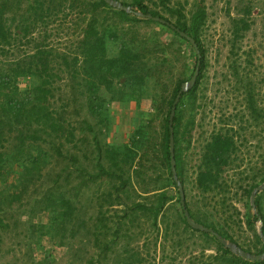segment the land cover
Instances as JSON below:
<instances>
[{
  "label": "trees",
  "instance_id": "trees-1",
  "mask_svg": "<svg viewBox=\"0 0 264 264\" xmlns=\"http://www.w3.org/2000/svg\"><path fill=\"white\" fill-rule=\"evenodd\" d=\"M22 1L0 0L2 54L5 56L14 42L34 51L9 65L0 63V230L10 227L5 222L14 217L8 212L10 207L22 204L30 190L44 189L37 203L48 213V220L32 225L29 236L38 244L45 237L59 238V243L65 244L70 225L74 231L91 220L96 252L87 258V264H105L108 260L112 264H149L156 260L160 243L162 260L167 256L175 260L194 245L200 253L190 254L188 264H264V259L251 260L234 252L215 234L193 228L185 215L188 210L195 221L213 228L248 253H264V242L257 229V222L262 221L264 234V190L256 194L254 204L251 200L254 189L264 183V150L259 147L264 136L254 149H247L248 142L263 134L264 127L262 131L259 128L264 124V106L257 97L256 81L249 67L253 60L245 58L248 64L245 63L243 53L250 54L242 52V40L251 28L253 7H244L243 17L233 23L230 50V76L236 78L234 86L244 91L246 105L221 116V126L206 137L202 155L195 158L194 131L203 126L197 121V114L204 107L199 101L205 93L209 65L202 37L208 17L205 0H197L190 15L184 11L190 0H120L131 6L132 12L105 0H27L21 11ZM147 14L176 28L148 18ZM60 20L59 31L46 30ZM66 20H71L70 25L63 26ZM141 23L161 24V31L178 37L179 46L183 42L191 48V72L173 88L162 80V68L172 65L168 50L173 54L181 50L176 40L163 44L157 35L149 48L145 40L138 38ZM40 27L44 31L36 39L34 33ZM177 29L191 35L202 54L196 84L181 93L173 120L176 169L186 196L185 207L172 171L170 116L182 84L197 69L199 54ZM62 33L76 35L67 49L55 42V37L61 38ZM67 76H81L85 86L88 113L97 119L94 125L100 128L96 130L85 120L88 133L93 134L94 150L90 149L88 136L78 138L74 127L54 107L59 83ZM29 78L31 84L23 89L21 80ZM151 82L155 83L153 90ZM150 95L154 96L155 111L141 112L129 141L119 143L115 137L104 143L100 135L111 134L113 123L106 103L134 100L139 107ZM10 140L14 145L7 147ZM254 158H260V166L252 165ZM64 161L69 164L61 173L57 170ZM66 171L71 177L78 172L74 176L76 183L68 195L54 192L61 178L71 181ZM193 187L203 195L202 204L212 205L211 214L197 207L199 203L192 207L189 194ZM83 189L90 190L89 196L95 199L96 213L89 219L80 215L82 208L77 205L76 199ZM233 200L247 205L244 217ZM217 214L221 217L217 218ZM246 232L253 233V240L246 239ZM195 238H200L201 243L195 242ZM138 239L145 240L146 254L133 249ZM214 246L215 253H206Z\"/></svg>",
  "mask_w": 264,
  "mask_h": 264
},
{
  "label": "rangeland",
  "instance_id": "rangeland-1",
  "mask_svg": "<svg viewBox=\"0 0 264 264\" xmlns=\"http://www.w3.org/2000/svg\"><path fill=\"white\" fill-rule=\"evenodd\" d=\"M26 1L21 2L22 9L26 6ZM208 7V17L202 37L204 39L207 48V60L208 68L207 73V83L205 87V93L200 99V103L204 106L203 109L197 114V121L202 123L203 126H198L194 131V149H192V154L195 158H198L203 153V147L208 138V135L218 127L221 126L220 118L226 113L237 110H242L246 105V99L244 98V91L240 88L234 86L236 78L232 75L230 76L232 64L230 54L231 50V37L233 30V23L240 18H242V10L247 5H251L252 16L251 28L245 34L242 40V52L248 51L250 56L243 53V61L246 63L245 58H250L253 60V64H249L251 67V73H253L254 80L256 81V94L262 105L264 106V0H205ZM197 0H190V3L186 6L185 12L189 15L193 10L196 9ZM71 20H66L65 25H70ZM62 24L61 20L50 24L46 30L50 32H57ZM164 26L155 23H141L138 25V38L140 40H145L148 47H153L151 40L157 35L159 42L167 44L171 41L176 40L181 53L173 54L171 50H168L170 58L172 59V65L162 68L164 70V76L162 80L167 82L172 88L176 83L189 75L191 72L192 65L188 62L190 59L191 48L181 42L178 37L172 35V32L167 30H162ZM44 28L40 27L36 29L34 33L36 39L39 38V34L43 33ZM160 34H159V33ZM62 33L61 38L55 37V42L59 43V47L62 49H67L68 45L75 40L76 35H67ZM54 37V36H53ZM155 46V45H154ZM156 48V47H155ZM34 51L27 45H21L19 42H14L12 48L6 52L4 56L0 51V63L4 66L9 65L13 60L23 59L33 54ZM243 63L244 65H246ZM248 64V62H247ZM32 79L21 80V87L26 89L31 84ZM82 78H72L70 76L65 77L62 82L59 83V91L56 92L53 103L54 107L59 110V112L67 119L70 127H74L78 138L88 136L90 140V149L94 150L93 134L88 133L86 128V121L93 124L97 121L94 117L88 113V100L84 95L86 91L85 86L82 85ZM151 89L154 87L155 83L151 82ZM152 92V91H151ZM150 92V93H151ZM154 95V94H153ZM107 97H109L107 95ZM154 96L150 95L144 101H142L141 106H137V102L127 101V102H113L106 103L108 109H111L112 115V131L106 135V132L100 135V138L104 143L112 141L116 137L119 143L129 141L130 137L133 135V131L136 128L138 122V117L141 112H153L155 111ZM248 112V111H245ZM85 121V122H84ZM95 129L98 130L99 125H94ZM256 127V126H255ZM255 127L253 129H255ZM264 124H261L259 131H262ZM100 129V128H99ZM257 130V129H256ZM259 134L258 138L253 139L248 142V148L254 149L255 143L261 140L264 136ZM206 138V139H205ZM89 143V144H90ZM14 145L13 140L6 143L7 147ZM68 149L71 148L70 143H66ZM86 144V143H85ZM260 148L264 150V142L260 141ZM246 148H243L245 157H248V152ZM261 150V151H262ZM260 151V152H261ZM260 158H254L252 165L260 166ZM248 160H246L247 163ZM68 161L61 163L58 167L59 172L63 173L65 166H67ZM69 164V163H68ZM66 176H68V171H66ZM68 174V175H67ZM78 172H73L70 182H66L63 178L59 181L60 186L54 187V192H62L68 195L71 187L76 183V178ZM57 175L54 174V178ZM52 178V179H54ZM90 190L83 189L78 199V206L82 208L81 214L86 219H89L91 215L96 213L95 199L90 197ZM173 192V191H171ZM44 189L40 190H30V192L25 195L24 202L22 204L16 203L15 206L10 207L11 214L14 217L10 219H5L6 223L10 224V227L5 230H0V264H87V258L93 256L96 250L92 246L94 239L90 233L92 230V221L87 220L86 224L76 227L72 231L70 225V230L66 233V243L60 244L59 238H44L39 244L30 237V228L36 223L46 222L48 220V213L46 210L38 206L37 199L43 196ZM204 199L203 195L200 194L199 190L192 188L189 194V200L193 203L192 207H201L204 212H212V205L202 204L201 200ZM238 209L242 212V217L247 211V205L244 201L233 200ZM178 204L176 202L173 205ZM171 205V204H170ZM176 207V208H177ZM168 211V210H167ZM253 212L255 210H252ZM9 213V214H10ZM169 215V214H168ZM218 218V214L216 215ZM221 217V216H220ZM219 217V218H220ZM213 220L217 219L213 216ZM244 219V218H243ZM261 223L257 222V229L260 231ZM236 229V227H234ZM236 231V230H235ZM160 242H163L162 234L160 230ZM237 233H240L237 230ZM153 234H156L154 231ZM153 236V235H152ZM245 237L248 240H253L254 235L251 232H246ZM152 239V238H151ZM195 242L201 243V239L195 238ZM144 239L135 240L133 249L135 251H141L146 254V248L144 247ZM191 245V243H189ZM161 243L158 246L157 258L154 262H149V264H188L190 254L200 253V248L198 246H192V248L185 249V253L179 256L175 260H171L169 256L165 260H162V249L160 248ZM118 249L121 250L120 246ZM170 251L173 247L170 245L168 247ZM215 246L213 248L207 249L206 253H215ZM112 256V255H111ZM105 264H112V260H108Z\"/></svg>",
  "mask_w": 264,
  "mask_h": 264
},
{
  "label": "water",
  "instance_id": "water-1",
  "mask_svg": "<svg viewBox=\"0 0 264 264\" xmlns=\"http://www.w3.org/2000/svg\"><path fill=\"white\" fill-rule=\"evenodd\" d=\"M105 1L107 3H109L110 5H113V6L117 7V8L126 10L128 12L134 11L131 6L124 5L120 0H105ZM138 13L140 15H144L142 12H138ZM146 16L148 18H152V19H155V20H158V21H163L164 23H167L166 20H163L160 17H154L152 14H147ZM171 26L173 28H176L175 25H171ZM177 30L180 32V34L182 36L187 37V39L191 42V44L196 49V52L199 54V61H198L197 69L195 70L194 75L192 76V78L182 84L180 94L177 96L176 101L174 102V105H173V108H172V112H171V116H170V126H171V131H172V134H171V137H170V147H171V156H172V171H173L175 179L178 181V185H179L180 190H181L180 191L181 192V200H182V203L184 205L186 196H185L184 188H183L182 184L178 180L177 169H176L175 143H174V136H173V120H174V116L176 114V107H177L178 101L180 100L181 93L192 89L194 87V85L196 84L198 75L200 73V64H201L202 54H201V51L199 49L197 41L191 35H189L188 33L184 32V31H181L180 29H177ZM262 190H264V183H262L261 185H259L258 187H256L254 189V191L252 193V197H251V200H252L253 204L255 203L256 194L258 192L262 191ZM184 207H185V205H184ZM185 215L187 217V220H188L189 224L193 228L199 229V230H203V231H207V232L215 234L226 247L232 249L234 252L240 253L244 257L250 258L251 260H262V259H264V253L263 254H259V255L248 253V252L244 251L242 248H240L238 245H236L235 243H232L231 241H229L226 238H224L221 235H219L217 232H215V230L213 228L207 227V226H205V225H203L201 223H198L197 221H195L191 217V215H190L188 210H185ZM260 235L262 236V240L264 242V234H263L261 229H260Z\"/></svg>",
  "mask_w": 264,
  "mask_h": 264
},
{
  "label": "clouds",
  "instance_id": "clouds-1",
  "mask_svg": "<svg viewBox=\"0 0 264 264\" xmlns=\"http://www.w3.org/2000/svg\"><path fill=\"white\" fill-rule=\"evenodd\" d=\"M158 21V20H157ZM167 24H169L170 26L171 25H174V24H171L170 22H167ZM172 27V26H171ZM261 224H262V221H259ZM260 229H261V227H260ZM260 232V231H259Z\"/></svg>",
  "mask_w": 264,
  "mask_h": 264
}]
</instances>
